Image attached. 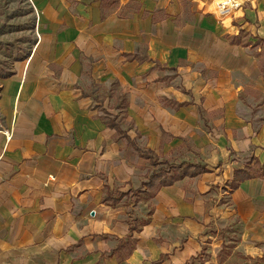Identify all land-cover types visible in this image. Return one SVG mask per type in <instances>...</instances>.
I'll use <instances>...</instances> for the list:
<instances>
[{
	"label": "crops",
	"instance_id": "crops-1",
	"mask_svg": "<svg viewBox=\"0 0 264 264\" xmlns=\"http://www.w3.org/2000/svg\"><path fill=\"white\" fill-rule=\"evenodd\" d=\"M217 1L32 0L39 36L0 76V264H198L227 227L264 257V0ZM101 107L202 170L149 196L151 158Z\"/></svg>",
	"mask_w": 264,
	"mask_h": 264
},
{
	"label": "rangeland",
	"instance_id": "rangeland-1",
	"mask_svg": "<svg viewBox=\"0 0 264 264\" xmlns=\"http://www.w3.org/2000/svg\"><path fill=\"white\" fill-rule=\"evenodd\" d=\"M35 37H37V20L36 9L32 0H0V76L8 73L14 61L21 59L28 52ZM91 93L97 95L98 101H103L107 96L115 94L118 100L114 104L120 103V106L123 105V102L119 99L121 98L120 94L117 92L113 93L105 88L101 90V87H93ZM100 110L103 112L107 111L104 107H101ZM144 151L147 152L146 150ZM153 161L154 172H160L162 175L161 178L156 180L153 190L164 179L173 178L188 169L185 163L170 162L171 158L160 154L158 156L152 155L151 162ZM250 168L253 173L264 171V165L258 160ZM229 187L232 188V185L229 184ZM226 190L229 189L226 188ZM149 193L147 191V194ZM146 195L142 196L146 198ZM219 237L224 239L223 247L220 251L216 250L213 252L205 246L195 257L196 260L193 261H197L198 264H262L264 262V257H253L246 254L243 250L235 248L240 237L234 228L221 229ZM225 241L229 242L225 243ZM215 255L217 256L216 261L213 259ZM207 261L210 262L207 263ZM152 264L156 263L153 262Z\"/></svg>",
	"mask_w": 264,
	"mask_h": 264
},
{
	"label": "trees",
	"instance_id": "trees-1",
	"mask_svg": "<svg viewBox=\"0 0 264 264\" xmlns=\"http://www.w3.org/2000/svg\"><path fill=\"white\" fill-rule=\"evenodd\" d=\"M27 54V53H26ZM26 56V55H24ZM23 56V57H24ZM21 57V58H23ZM18 60V59H17ZM12 74V70H10L8 73L2 75V76H8ZM122 102L124 103V108L125 110L127 109V106H128V102H127V99H126V96L125 94H123V98H122ZM125 112V111H124ZM103 120L105 121V123H107L110 127L112 128H116L117 132L119 133L120 137H125L129 142L133 143L135 149L138 151V153L141 155V156H144V157H147V158H151L152 160V154H154L155 152L153 150H147V152H145L142 148H140L135 142L134 140L131 139V137L127 134L126 131H124L121 126H120V123L118 122V116H111V114L106 111V114L102 116ZM152 164H154V161L151 162ZM193 166H196L200 171L202 170V165H198V164H195L193 162H189L187 163L186 167L187 168H191ZM185 167V168H186ZM205 169V167H204ZM197 171H194L193 174H195ZM188 173V171H184L183 173L173 177V178H170V179H164L163 181H161L158 185V187H156L154 190L152 189L154 186H155V183H156V180L158 178H161V173L158 172V173H155L153 172L151 175H149L146 179L143 181V186H148V187H151L152 191H149V196H153L155 194V191L164 186V185H169V184H172L175 180L181 178L182 176L186 175ZM235 179L232 181V186L233 187H236L238 185V182L240 180H244L245 178H249V177H252L253 174L251 173H248L245 169H237L235 171ZM132 191V189H131ZM139 191H142V190H139ZM127 193V192H126ZM126 193H123V194H126Z\"/></svg>",
	"mask_w": 264,
	"mask_h": 264
},
{
	"label": "built area",
	"instance_id": "built-area-1",
	"mask_svg": "<svg viewBox=\"0 0 264 264\" xmlns=\"http://www.w3.org/2000/svg\"><path fill=\"white\" fill-rule=\"evenodd\" d=\"M248 1L249 0H218L215 3V8L217 13L221 17H224L232 13L234 9L245 6ZM37 36H39L38 32H37ZM5 135L7 136V138H10V133L8 130H5Z\"/></svg>",
	"mask_w": 264,
	"mask_h": 264
}]
</instances>
